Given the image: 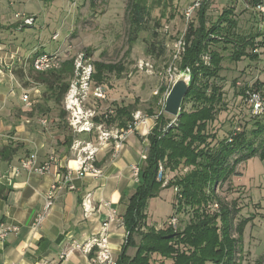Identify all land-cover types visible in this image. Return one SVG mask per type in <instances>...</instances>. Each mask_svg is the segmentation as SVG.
Listing matches in <instances>:
<instances>
[{
	"label": "trees",
	"instance_id": "obj_1",
	"mask_svg": "<svg viewBox=\"0 0 264 264\" xmlns=\"http://www.w3.org/2000/svg\"><path fill=\"white\" fill-rule=\"evenodd\" d=\"M243 1L257 13L258 0ZM151 9L147 0L127 1V43L130 47L145 35L142 41L146 54L161 59L167 54L166 41L159 32L161 23L152 17ZM260 38L263 37L259 30L248 34L238 31L234 7L223 9L212 22L207 19L205 3L196 11L194 22L188 24L183 35L184 52L177 61L179 71H190L191 85L179 119L164 114V105L157 114H153L152 109L148 111L155 121L146 137V159L139 166L138 182L122 215L127 236L116 264H240L244 229L252 217L236 221L239 208L235 203L221 200L217 188L238 175L239 164L254 157L264 161V119L247 113L248 126L241 118L235 121V116L230 114L227 122L231 128L223 135H219L215 126L219 114L228 112L222 85L225 63L257 61L256 51L264 47V40L258 41ZM203 57L208 58L207 63ZM73 63L74 58H71L63 61L58 70L45 72H36L31 66L26 71L22 67L12 70L26 81L25 85L42 89L38 101L28 110V118L46 117L54 110L56 118L65 123L67 114L62 103L73 77ZM92 66L94 85H102L107 75L120 78L127 70L122 63L96 61ZM252 89L264 95L257 83L242 88L237 95L242 100L246 90ZM165 91L168 89L162 85L160 94ZM112 110L106 119L97 117L94 121L103 122L107 127L115 126L119 131L133 125V106L114 104ZM237 121H241L242 130L234 135L232 130ZM72 141V135L66 137L68 147ZM16 151L12 145L3 146L0 162L8 164ZM159 164L165 173L175 174L165 188L179 191L180 198L175 197L174 207L177 215L183 213L187 217L182 228L180 225L178 229H156L146 224L148 201L162 189L163 183L157 181ZM8 192L9 189L0 185V199ZM213 205L218 208L214 210ZM131 248L135 249L133 256L127 254ZM263 262L264 256H261L254 264Z\"/></svg>",
	"mask_w": 264,
	"mask_h": 264
},
{
	"label": "rangeland",
	"instance_id": "obj_2",
	"mask_svg": "<svg viewBox=\"0 0 264 264\" xmlns=\"http://www.w3.org/2000/svg\"><path fill=\"white\" fill-rule=\"evenodd\" d=\"M127 1L0 0V150L14 133L10 126L27 116L28 110L24 109L22 98L27 93L33 97L32 90L35 88L30 84L25 85L26 81L15 74L16 81L10 82L7 67L17 71L22 67L26 71L33 59L42 53L58 55L62 62L81 56L83 64L96 61L122 63L127 70L120 78L107 75L105 82L99 85L105 91V101L97 102L90 95L85 107H97L99 118L114 104L131 105L135 108L134 115L140 113L145 120L136 131L139 128L145 133L150 131L146 122L154 123L155 117L148 111L152 109L153 114L158 113L171 86L182 72L177 65L178 59H174V44L183 38L190 23L183 14L194 0H147L152 8V17L161 23L159 32L166 41L167 54L161 59L146 54V45L142 41L145 35L128 46ZM242 1L207 0L208 21H215L223 9L234 7L238 31L248 34L259 30L263 38L258 41L264 40V16L247 8ZM256 53L257 61L245 59L237 64L226 62L224 65L222 85L228 112H221L218 116L215 127L219 135L231 128L227 122L230 114L235 116V121L241 118L250 125L249 118L245 116L249 114V105L244 97L241 100V96L237 95L243 87L248 86L245 77L251 78L250 84L255 80L257 88L264 94V47H259ZM12 56L13 59H10ZM203 58L207 63L208 58ZM139 63L147 64V69L137 70ZM162 85H166L168 92L160 94ZM38 90L36 96L40 97L42 89ZM56 113L53 110L45 117V127L54 123ZM259 118L264 119V113ZM64 121L67 125V116ZM67 128L70 129L68 125ZM69 131L72 132L71 129ZM236 172V177L218 186L217 195L224 202L235 203L239 208L236 221L252 217L244 229L242 252L238 260L240 264H254L255 260L264 256V161L254 157L239 164ZM174 175L166 173L165 178L169 181ZM175 204L172 188L162 185L158 195L148 201L146 221L149 226L161 229L168 218L175 214ZM178 220L182 228L187 217L178 213ZM235 257L237 262L238 254Z\"/></svg>",
	"mask_w": 264,
	"mask_h": 264
},
{
	"label": "crops",
	"instance_id": "obj_3",
	"mask_svg": "<svg viewBox=\"0 0 264 264\" xmlns=\"http://www.w3.org/2000/svg\"><path fill=\"white\" fill-rule=\"evenodd\" d=\"M245 78L248 86L252 87L256 82L254 80V83L250 84L251 78ZM42 118L46 119L26 116L10 126L14 133L8 137L10 140L6 145H12L17 151L9 163H16L28 156H34L36 164L40 166L48 163L51 155L54 160L42 175L26 171L12 175L6 170L7 163L1 162L0 185L9 189V192L5 198L0 199V228L11 226L16 227L17 231L10 233L3 240L0 239V264H92V255L81 251L72 252L64 261H60L59 256L73 242L83 244L97 234L101 224L106 222L109 216L112 217V221L108 222L109 243L117 260L127 236L122 224V215L136 184L131 167L143 163L140 155L145 150L146 133L139 128L138 131L127 135L119 150L115 149L112 140L102 147L94 163L101 175L75 179L73 191L57 193L49 212L40 225L34 228V220L42 213L46 195L56 176L76 165L70 150L72 144L67 146L66 137L72 135L73 141L94 144L97 142L95 131L70 133V129L68 130L65 123L58 118L47 127H42L39 123ZM146 124L149 129L154 125L152 121ZM104 126L119 131L115 126ZM86 194H90L95 209L88 218L84 216L81 208V200ZM146 224L149 226L147 221ZM134 253L135 249H129L127 252L129 256Z\"/></svg>",
	"mask_w": 264,
	"mask_h": 264
},
{
	"label": "built area",
	"instance_id": "obj_4",
	"mask_svg": "<svg viewBox=\"0 0 264 264\" xmlns=\"http://www.w3.org/2000/svg\"><path fill=\"white\" fill-rule=\"evenodd\" d=\"M207 0H194L192 4L185 10L183 16L187 23H191L192 19L197 10L206 3ZM255 11L264 16V0H258L255 6ZM28 22V23H27ZM29 24V21H26ZM174 59H179L184 52V40L179 39L174 44ZM13 59V56L10 57ZM62 64V60L58 55L42 53L37 55L31 62V67L36 72H45L49 70H58ZM74 73L70 81L67 93L64 96L62 107L67 114V125L72 130L74 134L81 133H91L95 131L97 133L96 140L94 144L92 142H82L79 140H74L70 150L73 154L74 163L76 164L74 168H68L64 173L56 176L54 183L50 186L49 191L46 195V204L41 214H39L34 220V228H37L44 217L50 210L52 200L57 193L62 191H73L75 189L73 181L75 179H80L85 176H99L101 171L97 169L94 165L96 161V155L102 147L107 145L111 140L114 142V147L116 150L120 149L122 141L127 135L136 132L139 124H144L145 120L141 118L140 113L133 115V125L129 126L125 131L119 132L116 129H107L103 122L96 123L94 121L97 115V107L86 108L85 105L89 96L96 100L97 102L105 101L106 95L104 89L99 85H94L92 82L93 66L92 63H84L83 58L78 56L74 59ZM147 67V64L139 63L136 67L137 70L143 71ZM8 77L11 79L10 82H15L16 78L10 67H7ZM1 73V71H0ZM249 88L251 86H248ZM245 102L249 105V114L252 117L260 116L264 113V97L256 89L246 90ZM39 94V90H33V97L28 94L22 98L24 109L29 110L35 104ZM112 109H108L107 112L103 113L99 118L106 119L112 114ZM42 127H45L47 120L42 118L39 121ZM242 130L241 121H237L236 125L233 127L232 133L235 135ZM149 133V132H148ZM148 133L145 134V138ZM146 147L142 152L141 159L144 161L146 159ZM54 160L53 155L49 157L48 163L43 165H37L34 156H28L18 160L16 163H8L6 165V170L12 175H18L20 171H26L28 173H36L42 175L48 170L49 163ZM132 175L134 177L135 183L138 182L137 175L139 171V165H134L131 167ZM164 167L159 164L157 171V181L162 182L163 186H166L168 180L165 178ZM1 178V172H0ZM174 196L179 199V191L177 188H172ZM81 208L85 217H90L95 209L92 206L90 194H86L81 200ZM217 205H213V209L216 210ZM112 221V217L109 216L108 220L101 224L99 232L93 235L85 243L80 244L78 242H73L70 247L59 256L60 261H64L68 258L69 254L74 251H81L84 254L92 255V264H116V257L109 243L108 234V222ZM178 215L175 213L168 218L166 223L163 225L164 228H179ZM17 231L16 227L2 226L0 228V239H5L10 233H15ZM49 264V263H41Z\"/></svg>",
	"mask_w": 264,
	"mask_h": 264
},
{
	"label": "water",
	"instance_id": "obj_5",
	"mask_svg": "<svg viewBox=\"0 0 264 264\" xmlns=\"http://www.w3.org/2000/svg\"><path fill=\"white\" fill-rule=\"evenodd\" d=\"M191 85V73L189 70L180 72L178 78L171 86L164 100L163 112L175 120L181 115L183 100Z\"/></svg>",
	"mask_w": 264,
	"mask_h": 264
}]
</instances>
